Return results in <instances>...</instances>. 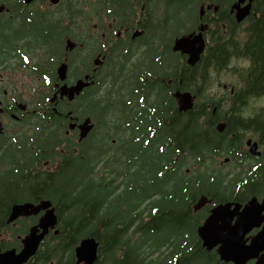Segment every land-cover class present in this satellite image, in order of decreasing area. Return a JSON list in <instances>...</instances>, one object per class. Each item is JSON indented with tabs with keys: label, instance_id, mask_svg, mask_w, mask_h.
<instances>
[{
	"label": "flooded vegetation",
	"instance_id": "1",
	"mask_svg": "<svg viewBox=\"0 0 264 264\" xmlns=\"http://www.w3.org/2000/svg\"><path fill=\"white\" fill-rule=\"evenodd\" d=\"M256 3L0 0V264H84L77 248L94 235L84 234L81 206L70 205L65 193L91 168L111 169V195L130 188L125 207L111 206L124 238L189 243L175 264H264V106H249L264 94L236 113L242 76L240 85L224 83L227 92L211 93L214 102L201 118L205 151L188 145L187 126L182 142L173 132L179 112L189 110L179 108L175 92H193L182 86L180 68L206 62L210 44L241 42ZM200 32L205 49L192 63L174 44ZM80 79L89 83L72 91ZM85 121L92 127L81 137ZM46 200L52 204L24 206L10 219L14 204ZM52 207L56 223L42 225ZM212 215L221 238L208 248L199 227ZM96 239L93 264H117L111 247L105 251ZM225 240L241 243L238 260L221 256Z\"/></svg>",
	"mask_w": 264,
	"mask_h": 264
},
{
	"label": "trees",
	"instance_id": "2",
	"mask_svg": "<svg viewBox=\"0 0 264 264\" xmlns=\"http://www.w3.org/2000/svg\"><path fill=\"white\" fill-rule=\"evenodd\" d=\"M256 10L258 14L252 17L241 42L210 44L203 52L202 59L206 62L200 61L194 68L187 66L180 68L179 74L181 78L183 77L182 86L191 88L194 93H197V99L194 107L185 114L180 111L176 122L173 123V132L178 141L184 140L183 128L187 126L188 145L195 144L197 149L205 151L207 126L201 118L209 102H214L207 93L210 76L214 70L224 69L233 59L244 58L249 63L241 75L243 84L237 87L233 94V107L237 108L236 113L240 112L239 108L252 97L264 94V0H257ZM108 84L111 86V79L108 80ZM180 149H182L181 146ZM203 154L204 152L199 157L200 163L204 161ZM107 165H111V162ZM105 173L106 171L98 173L91 168L86 174L87 179L65 193V198L70 201V205L81 206L84 234L96 236L105 251L111 247V258L117 261V264H161V261L163 264H175L173 257L177 250L188 249L189 243L159 239L154 235L140 237L138 240L124 238L117 226L116 217L111 214V169ZM154 185L155 183L148 184L147 190L149 191ZM60 196L53 191V198ZM162 246H164V256L162 260H158L157 256L155 261V258L151 256ZM146 259L150 260L145 261Z\"/></svg>",
	"mask_w": 264,
	"mask_h": 264
},
{
	"label": "water",
	"instance_id": "3",
	"mask_svg": "<svg viewBox=\"0 0 264 264\" xmlns=\"http://www.w3.org/2000/svg\"><path fill=\"white\" fill-rule=\"evenodd\" d=\"M251 4H248V7L238 14L239 18L243 17L247 13H249ZM238 13V12H237ZM174 49H179L182 52H187L189 54V61L192 63H196L200 58L201 54L205 49V39L203 36V33H197L194 36L192 34H186L178 37L174 44ZM62 68V66L60 67ZM89 82L84 81L83 79H80L78 83H76L73 87H71L72 91H79L83 88L84 85L88 84ZM175 96L178 99L179 102V108L181 110H188L192 108L195 104V98L196 94H194L190 90L186 91H177L175 92ZM223 123H218V128L222 130L224 128ZM92 125L87 124V121H85L83 124H81V137H84L87 135L88 131L91 129ZM204 202L203 199H200L197 206H200ZM52 204L51 200H46L40 203L39 205H33L32 203H24V204H14L13 211L10 216V219L15 218L19 211L22 210L24 206H38V207H44V206H50ZM250 206H247L249 208ZM222 206L216 207L215 212H218ZM50 210V209H49ZM57 221V216L54 211V207L51 208V212L48 211V213L45 215V217L42 220V225H54ZM218 227V224L216 221H214V215H212L210 218L205 221L200 227H199V233L204 239V245H206L208 248H212L214 245L218 243V239L221 238L220 234L216 233L214 230ZM98 240L95 236H86L82 239L81 244L77 248L79 261H84V264H93L97 257V249H98ZM241 250V243L239 240L231 241V240H225L222 242V245L218 247V251L221 253V256L223 258H235L238 260L239 258L235 256V253L239 252Z\"/></svg>",
	"mask_w": 264,
	"mask_h": 264
},
{
	"label": "rangeland",
	"instance_id": "4",
	"mask_svg": "<svg viewBox=\"0 0 264 264\" xmlns=\"http://www.w3.org/2000/svg\"><path fill=\"white\" fill-rule=\"evenodd\" d=\"M248 65H249V63L246 59L235 58L224 69L214 70L210 76V83L208 85V87H209L208 92L206 90L208 95L212 97V96H214L211 94L213 92L216 93V95H218L219 93L225 92L226 89H224V87H223L224 83H228V84L233 83V84H236V86L240 85L241 80L239 79V77H241L242 73L245 72V69L248 67ZM109 78L111 79V74H110ZM107 85H108V83H107ZM24 86H25L24 83H17L15 88L16 89H22V88H24ZM110 88L111 87H109L108 89L110 90ZM249 106H252V107L264 106V96L252 99ZM129 193H130V188L127 187L126 191H123V192L118 191V192H115L114 194H112L111 195V206L125 207L123 205L130 202ZM163 200L165 201V199H163ZM140 207L142 208L143 206H140ZM133 229H134V227H131L129 229L128 234L133 235V237L135 238V237H137V234L132 232ZM163 249H164V247H163ZM157 254H158V252L155 251L154 254L151 256V257L155 258V261H156ZM148 260H150V259H146L145 261H148Z\"/></svg>",
	"mask_w": 264,
	"mask_h": 264
}]
</instances>
